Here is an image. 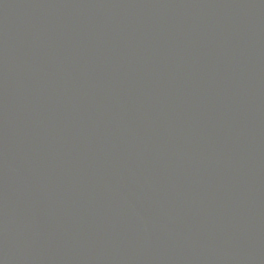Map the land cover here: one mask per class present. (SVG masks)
I'll return each instance as SVG.
<instances>
[{"label": "water", "instance_id": "water-1", "mask_svg": "<svg viewBox=\"0 0 264 264\" xmlns=\"http://www.w3.org/2000/svg\"><path fill=\"white\" fill-rule=\"evenodd\" d=\"M0 264H264V0H0Z\"/></svg>", "mask_w": 264, "mask_h": 264}]
</instances>
